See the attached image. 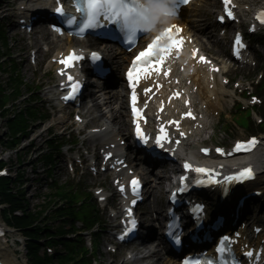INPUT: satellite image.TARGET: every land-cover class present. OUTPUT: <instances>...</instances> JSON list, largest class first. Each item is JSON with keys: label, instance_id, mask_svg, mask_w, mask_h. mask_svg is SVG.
I'll list each match as a JSON object with an SVG mask.
<instances>
[{"label": "snow or ice", "instance_id": "snow-or-ice-1", "mask_svg": "<svg viewBox=\"0 0 264 264\" xmlns=\"http://www.w3.org/2000/svg\"><path fill=\"white\" fill-rule=\"evenodd\" d=\"M154 0H76V7L79 12L84 15V20L82 26L80 28L81 32H85L88 29L95 28L99 25L101 19L105 20V22H110L112 24L119 25V28L122 32L125 33L126 40L129 44H134L137 42V39L141 33L148 34L154 30L153 24V9L150 7ZM166 3L170 5V8L165 13L166 15L175 16L178 14V10L181 4H188L189 0H166ZM223 4L225 7V11L227 16L230 18H235L233 13V0H223ZM55 11L60 15H65V9L63 5H60L55 8ZM225 17L221 16L220 19L223 20ZM260 20L261 24H264V12L260 13L257 17ZM76 17L71 16L69 19V23H75ZM177 26L172 25L169 28L164 29V31L153 39L152 43L149 44L147 49L142 51L136 58L133 64L132 70L129 71V79H133V73L137 72L136 62H139L144 65V67L140 68V72L147 73L150 69H155L156 71L160 70V65L164 63L165 57L170 54L171 48H180L182 46V40H171V45L168 48H162L159 46V42L165 37L169 36L172 32L173 28ZM254 30V27H253ZM236 45L238 46L237 54H239V47H242L241 38L237 36ZM92 57L94 59H99V53H92ZM83 59V56H79L73 51L71 54L67 56L66 59L62 60L61 63L67 64L69 67L72 66L73 62L76 60ZM201 60H204V57H200ZM69 79H72L69 76ZM79 82L73 84V93L78 90ZM146 91H150L146 89ZM176 96H179L180 93H175ZM66 99L68 97H65ZM133 103V112L139 116L140 110L136 107L137 97L135 92L132 97ZM185 115L191 116V112L186 113ZM178 123V122H173ZM137 134L141 137L144 143H148L149 138L140 130L139 125H137ZM168 138L167 132L164 128H161V135L157 136L155 143L163 147V141ZM258 143L257 139L253 137L251 140L247 142H237L235 145L236 151H250L252 147H254ZM204 152H207L208 149H203ZM216 151L221 152L223 154V149H216ZM184 168L187 170H192L193 165L185 162ZM195 172L200 174H207L210 183H221L220 180L215 179L213 175H211L214 170L205 168V167H195ZM255 173L253 172L251 167L244 168L237 173L229 175L224 178L226 182H242L244 180L254 179ZM183 182H187V177H181ZM203 183V181H200ZM119 183V182H118ZM131 191L135 195H139V189L141 188V181L138 177H133L131 179ZM121 192L125 191V187L121 185ZM177 191H184V188H179ZM102 198V197H101ZM132 203L135 204L136 200L133 199ZM201 211L203 210L202 205H197ZM128 215L133 216L132 210L128 209ZM131 227L127 229V232L130 233L133 229L136 228L137 221L136 219H131L130 221ZM127 233H125L126 235ZM178 239V237H177ZM230 237L225 236L219 242V246L217 251L223 255L226 251H229L227 244L230 241ZM248 256H253V252L249 251L247 253ZM185 264H215L214 260L206 259V260H186ZM223 264H229L227 260L223 261ZM232 264H236L235 260L232 261Z\"/></svg>", "mask_w": 264, "mask_h": 264}, {"label": "rangeland", "instance_id": "rangeland-1", "mask_svg": "<svg viewBox=\"0 0 264 264\" xmlns=\"http://www.w3.org/2000/svg\"><path fill=\"white\" fill-rule=\"evenodd\" d=\"M9 22H13L12 18H9ZM9 38H10V47H11V51L13 53V57H18L20 56L17 60L18 62L21 63L22 66V71L23 74L25 76L26 81L29 84H34L33 83V79H34V75L29 72L26 67L23 65L26 63V56H27V46L24 44L23 41H21L19 39V37H14V33L12 32L11 29H9ZM22 60L24 61V63H22ZM1 79L5 80L6 76H2ZM114 100V99H113ZM116 100V99H115ZM54 121L49 122L47 124H43L41 122H36L32 125L31 127V131H33V136L31 138H35L34 142V146L36 148L38 147H43L42 150H46L47 148V142L46 140L49 138L48 132L46 131L47 127L52 124ZM61 127V126H60ZM5 131H6V121L5 119H3L0 116V138L5 137ZM43 132L42 136H39L41 133ZM27 141H23L19 147H17V149H15L12 152H7L5 153V155H7V158L10 156L11 160H12V165L13 168L16 169H20L23 170L25 169V174L27 175V177L29 178V181L27 182V186H28V198L30 201V207L34 208L36 205L41 204L43 201V198L45 196V193L48 192V189L45 185V181L44 180H38V182L36 181V183H33L32 178L37 177L35 175V172H32V165H33V160L36 156L33 155L32 158H30L28 155V150L26 148L27 146ZM2 145H0V150H1ZM42 151V152H43ZM21 156L23 163H19L17 162V158ZM42 163H35V168L37 169V174L39 176V178H45L44 177V172H43V166L41 165ZM57 178L60 179V181H65L66 179L61 175L60 171H57ZM57 223H53V225H56ZM19 238H20V234H18ZM19 249H21V254H24L25 251V247L24 245H20L18 246ZM103 254H100V259L103 261L104 264H123L122 263V258L121 259H115L112 256H108L107 254H105V249L102 250Z\"/></svg>", "mask_w": 264, "mask_h": 264}, {"label": "bare ground", "instance_id": "bare-ground-1", "mask_svg": "<svg viewBox=\"0 0 264 264\" xmlns=\"http://www.w3.org/2000/svg\"><path fill=\"white\" fill-rule=\"evenodd\" d=\"M215 1L216 0H206L205 1V3H206L204 5V12L205 13L211 14V8L213 6H215V3H216ZM0 2H3V0L0 1ZM181 23H183V24H189L188 21L186 19H183V18H181ZM190 26H191L192 30L194 31L195 35L197 36V38L199 40H201V36L198 34V32L196 31V29L193 28L192 25H190ZM210 26H213V24H210ZM64 45L65 44H63V46ZM110 58L112 60H116L117 64L121 65V63H120L121 60L119 58L125 59L127 57H126V55H122L120 57L111 55ZM118 82L121 83L120 80H118ZM219 92L222 94L220 96L223 97L227 93V89L225 88V86H223L220 89ZM109 99L112 102V100H111V99H113L112 94H110ZM224 100L225 99L223 98V101ZM116 104H117V101H116ZM108 107H110L109 104H108ZM101 108H102V105L95 104L94 107L89 111V113L91 115H94L93 118L91 119V122H94V123L95 122H101V123H103V124H101V126L104 125V124L115 123L116 125L119 126V130L121 132H124L127 129L128 125H129V117H128V119H126L124 117V112L121 109L113 107V116H112V119H108V118H106V115L104 114V112L103 113L100 112L101 111ZM263 160H264V154H263ZM157 179H158L157 182L158 181L159 182L157 183L158 185L156 186L155 191H157V193L161 194L162 193V189H163V182H164L163 180H164V178L163 177H158ZM154 253H155V251H154ZM16 254H17V252L14 249H12V248H7V249L3 250L2 251V257L4 259V262L6 264H14V262L16 260H18V257H17ZM22 263L27 264L25 257H24V260H23ZM161 264H179V263L177 261L173 260V259H168L166 257V258L163 259V261H162Z\"/></svg>", "mask_w": 264, "mask_h": 264}, {"label": "trees", "instance_id": "trees-1", "mask_svg": "<svg viewBox=\"0 0 264 264\" xmlns=\"http://www.w3.org/2000/svg\"><path fill=\"white\" fill-rule=\"evenodd\" d=\"M24 122H25V120H23ZM20 124H16V122L15 123H13V125H12V127H11V133L12 134H15V133H17L18 132V130L20 129ZM10 141V140H9ZM21 196H23V194L21 193ZM9 200H10V202L14 205V204H18V205H20V206H22V204H21V202H18V201H14V202H16V203H13V200H12V198H10L9 197ZM45 209V208H44ZM55 212L56 213H58V215L55 217V215H54V217L55 218H57V219H59L58 217H61V216H66V215H68V214H70L72 211L71 210H67V209H63L62 207H60L59 209L57 208L56 210H55ZM25 213H26V211H25ZM37 217H38V215L36 214H34L33 212H29V218H22V219H19V218H16V222L18 223L17 225H32L33 223H34V221L37 219ZM31 235H34L32 232L30 233ZM34 246H35V244H33ZM31 254H34L35 255V257H36V254L33 252V250L31 251ZM37 258V257H36ZM37 261L39 262V260H38V258H37ZM76 264H84L83 263V261L81 260V261H77V263Z\"/></svg>", "mask_w": 264, "mask_h": 264}, {"label": "clouds", "instance_id": "clouds-1", "mask_svg": "<svg viewBox=\"0 0 264 264\" xmlns=\"http://www.w3.org/2000/svg\"><path fill=\"white\" fill-rule=\"evenodd\" d=\"M150 7L153 9L154 30H156L158 25L167 23L174 18V16L165 14L170 8V5L166 3V0H154V2L150 4Z\"/></svg>", "mask_w": 264, "mask_h": 264}]
</instances>
